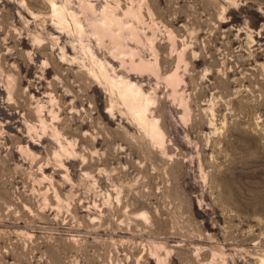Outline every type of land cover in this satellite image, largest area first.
Wrapping results in <instances>:
<instances>
[{
  "label": "rangeland",
  "instance_id": "1",
  "mask_svg": "<svg viewBox=\"0 0 264 264\" xmlns=\"http://www.w3.org/2000/svg\"><path fill=\"white\" fill-rule=\"evenodd\" d=\"M0 264H264V0H0Z\"/></svg>",
  "mask_w": 264,
  "mask_h": 264
},
{
  "label": "bare ground",
  "instance_id": "2",
  "mask_svg": "<svg viewBox=\"0 0 264 264\" xmlns=\"http://www.w3.org/2000/svg\"><path fill=\"white\" fill-rule=\"evenodd\" d=\"M52 6H53V10H54V12L56 13V14H58L62 19L64 18L63 17V15L61 14V12H60V10L57 8V6H56V4L54 3V2H52ZM63 21H64V19H63ZM114 25V24H113ZM98 30V29H97ZM103 30V29H102ZM124 86V85H123ZM123 88V87H122ZM136 90H139V93H137V94H133V93H131L130 94V92H128V90H123V91H121V93L123 92L124 94H126V95H132V96H134V97H136V96H139V94L142 92V90L141 89H138L137 87H134ZM132 90V89H131ZM134 90V89H133ZM135 91V90H134ZM123 94V95H124ZM123 97V96H122ZM124 98V97H123ZM127 101H128V98H127ZM131 101V100H130ZM139 117H141V116H139ZM155 121V120H154ZM157 121V120H156Z\"/></svg>",
  "mask_w": 264,
  "mask_h": 264
}]
</instances>
